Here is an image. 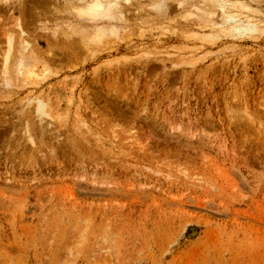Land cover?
Returning <instances> with one entry per match:
<instances>
[{"label":"rangeland","instance_id":"obj_1","mask_svg":"<svg viewBox=\"0 0 264 264\" xmlns=\"http://www.w3.org/2000/svg\"><path fill=\"white\" fill-rule=\"evenodd\" d=\"M192 1L129 0L35 86L0 78V264H264V0L229 20Z\"/></svg>","mask_w":264,"mask_h":264},{"label":"bare ground","instance_id":"obj_2","mask_svg":"<svg viewBox=\"0 0 264 264\" xmlns=\"http://www.w3.org/2000/svg\"><path fill=\"white\" fill-rule=\"evenodd\" d=\"M121 1L122 0H0V11L1 12H6L7 11L6 15L8 13V16H6V17H11V19H13V22H14V26L11 25L12 26L11 29H9V27L4 28V27H2L0 25L1 28H3V29H1V32L3 31V33H2L3 34V38L1 39V40H3L2 41L3 46L0 47V50H1V53H0L1 54L0 55L1 56V58H0V74H1V77L0 78H1L2 85L5 86V87L6 86L7 87H11V86H14V82H17L18 84L21 83V84H19V86L21 85V87H24L23 84H27V83H28V85H29V83L32 84V85L33 84L36 85L37 81H42V79L44 77H47V76H49L51 74L50 65H52V63L49 64V62H51L50 60L52 59L53 56H55V54H54L55 48H58V50H63V48H64V50H63L64 52H67V51L73 52V51H77V50H78V52L80 50H81V52H84V50L88 49L87 45H90L89 44L90 42L91 43H95V41H97L96 39H99L101 36L106 37V33L108 34L107 36H109L110 34H113L116 31H118L117 30L118 26H117L116 22H118L119 20H122V18H124L125 3L127 1H129V0H123V1H125L124 4H122ZM151 1H153L152 3L154 4V6H152V8L154 7L159 12L161 11L160 13H162V10H166L165 9V8H167V6L165 5L166 4L165 3L166 0H151ZM186 1L187 0H179V1L177 0L178 4H180V5H182ZM208 1H210L211 7H208ZM240 2L241 1H237V0H196V1L194 0V1H192V6L194 4H196L194 6H196V8L200 11V13H201V11H202V13H203V11H206L205 13H203V16L207 12H208L207 14H210L209 12L210 11L212 12V10H213V13H214L216 11V9H217V10H219V12H221V15L226 20L227 19L229 20L232 17V13H234V11H232V13H230V11L232 10V7L233 8H235V7L238 8L240 6L239 4L242 3V2L241 3ZM242 5H243V3L241 4V7H242ZM245 6L246 5L244 4V7L242 8V10L245 9ZM228 7H230V8H228ZM241 7H239V8L241 9ZM194 8L195 7H193V9ZM135 10L137 11V9H135ZM195 10L196 9H194V11ZM198 10H196V11H198ZM125 11H127V10H125ZM175 11H177V10H175ZM219 12H218V14H219ZM15 13H18V15L16 16ZM242 13L243 12H241L240 14H242ZM55 14L58 17H62V18L56 17ZM238 14H239V12H238ZM54 15H55V18H54ZM212 15H214V14H212ZM0 17H1V15H0ZM233 18H234V16H233ZM25 19H27L28 21H26ZM58 19H60V22L56 21ZM256 19H257V17H256ZM50 21H54L53 24H56V26L60 25L59 23H61V25H66L67 29L69 28V30L65 31L64 33L62 32L63 38H65V39H67V38L69 39V36H70L71 33H73V32L77 33V35H79L78 37L80 38V41H77L76 46L73 45L74 43H71V45L69 44L70 46L66 49L64 47V44L66 42H62V44L60 43L61 45L59 47V45H57L55 43V41H54V39L56 40V38H57L56 37V32L57 31H56V29H54L55 26L53 27V30H52L51 27L50 28L48 27V25H51V23L47 24ZM123 21H124V19L121 22H123ZM259 22H260V20H259ZM254 23H255V21L253 19L251 20V19L248 18V19L242 20V22L240 23L239 27L240 28H242V27L243 28H247L251 24H254ZM32 24H34V25H32ZM30 25H32V27H34V26H36V28L38 27V29L42 30V32L44 31L45 36H46L45 40H48L47 41V45L50 44L47 47L46 51H41L39 49L38 44H37V42H38L37 39L33 38L34 40L31 41L30 35L27 32V27L30 26ZM13 27H16V29H14ZM125 29H126V26H125ZM114 30H116V31L114 32ZM109 32H112V33H109ZM57 36H59V35L57 34ZM207 36L209 37V36H211V34L207 35ZM203 37H204V35H203ZM203 37H202V39H203ZM70 38H72V36H70ZM93 39H95V41H93ZM104 39H106V38H104ZM71 41H72V39H71ZM88 41H90V42L88 43ZM69 43H70V41H69ZM207 44H208V42H207ZM91 48H92V46H91ZM91 48H89V51H90ZM86 51H88V50H86ZM69 54H68V56H69ZM53 69H55V68H53ZM17 83H15V84H17ZM28 85H26V86H28ZM35 85H33V86H35ZM14 87H16V90H18V88H19L16 85ZM32 88H34V87H32ZM12 92H13V89H12ZM36 99L38 100L37 108L40 111L44 112L46 104L45 103L43 104V101H45V100L44 99H43V101L41 100V95L40 94H38L36 96ZM78 121L83 123V124H81V123H78V124L85 125L84 120H77V122ZM80 125H78V126L80 127ZM53 127H56V126H53ZM23 131H25V130H23ZM44 133H46V132H44ZM77 133H79V132H77ZM111 133H112V138L113 137L115 138L116 135H115V131L113 130V128H112ZM23 135L25 136V134H23ZM59 136H60V134H59ZM134 136L135 135L129 134L128 138L130 140L132 139L134 141V143H135L136 141H135ZM58 138H56V139H58ZM31 141L33 142L32 139H31ZM13 143H15V142H13ZM131 143H133V142H131ZM140 146L142 147L141 144H140ZM36 151H37V149H36ZM125 152H127V151L125 150ZM103 157H105V156H103ZM95 158H94V160H95ZM100 162H101V160H100ZM121 166H123L122 163H121ZM149 170H151V169H149ZM177 171H175V172H177L178 175L180 174V176L183 177L184 179H186V178L188 180L193 179L192 181H196V180L200 181V179H201L199 177L196 178L195 176H192L193 174H189L185 169H178ZM155 172H157V171H155ZM160 172H162V171H160ZM163 173L166 174L167 172H163ZM173 175L170 176V174L167 173L165 177H172L173 178ZM178 175H176V177ZM86 219L88 221L91 218H86Z\"/></svg>","mask_w":264,"mask_h":264}]
</instances>
